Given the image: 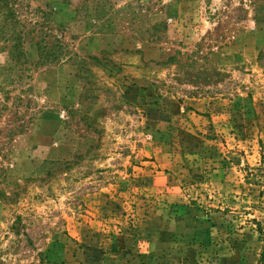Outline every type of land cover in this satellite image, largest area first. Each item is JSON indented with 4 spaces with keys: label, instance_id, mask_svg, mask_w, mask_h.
Instances as JSON below:
<instances>
[{
    "label": "rangeland",
    "instance_id": "374dc122",
    "mask_svg": "<svg viewBox=\"0 0 264 264\" xmlns=\"http://www.w3.org/2000/svg\"><path fill=\"white\" fill-rule=\"evenodd\" d=\"M263 251L264 0H0V264Z\"/></svg>",
    "mask_w": 264,
    "mask_h": 264
},
{
    "label": "trees",
    "instance_id": "16d2710c",
    "mask_svg": "<svg viewBox=\"0 0 264 264\" xmlns=\"http://www.w3.org/2000/svg\"><path fill=\"white\" fill-rule=\"evenodd\" d=\"M255 222H257V221H255ZM257 224H258V226H260V223L259 222H257ZM261 262L263 263L264 262V251H263V253L261 254ZM264 264V263H263Z\"/></svg>",
    "mask_w": 264,
    "mask_h": 264
}]
</instances>
